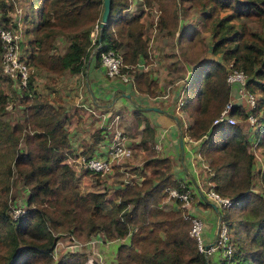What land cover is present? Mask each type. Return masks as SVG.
<instances>
[{"label": "trees", "instance_id": "1", "mask_svg": "<svg viewBox=\"0 0 264 264\" xmlns=\"http://www.w3.org/2000/svg\"><path fill=\"white\" fill-rule=\"evenodd\" d=\"M29 1L31 13L25 18L29 22L24 29L32 36L27 42L29 65L56 76L77 73L92 48L98 62L99 52L104 49H121L118 53L122 62L132 67L140 59L146 60L144 26L137 16L121 13L128 7L127 0H110L107 20L98 27L93 41L89 33L94 21H99L101 0ZM156 1L160 10L157 29L163 30L165 24L174 29L178 18L170 0ZM192 1L200 10L202 24L208 26L210 52L218 54L219 59L199 60L187 78L180 106L191 118L185 135L199 139L197 153L207 161L212 189L230 200L227 207L216 208V214L224 221L233 242L231 261L264 264V196L250 186L253 155L248 141L239 124H211L229 99L225 76L226 63H230L245 74V88L262 93L256 102L261 114L254 134L264 154V0H231V8L229 0ZM7 8L0 2V20L5 26L11 25ZM225 8H229L228 12L218 15ZM255 14L263 19L261 31L232 22V18ZM186 32L181 26L180 35ZM59 34L68 41L61 54L54 51ZM133 76L135 89L147 92V71L134 70ZM34 90L29 77L15 99L22 105L21 124L8 126L0 120V264H85L86 257L78 250H66L52 258L55 241L62 233L80 242L97 233L105 241L118 240L114 242L111 264H219L198 252L195 240L188 234L189 221L183 217V209L160 207L165 188H181L180 182L171 178L167 157L152 156L140 167L130 168L132 174L142 178L116 188L117 201L112 204L106 203L103 192L79 190L74 169L66 162L71 151L63 125L64 107ZM4 99L0 94V114ZM238 111L234 106L230 112ZM237 114L244 119V112ZM142 121L140 142L145 147L153 131L146 119ZM99 140L97 128L92 132L90 147ZM12 174L21 178L27 190L26 209L15 220L6 212ZM261 177L264 180V171Z\"/></svg>", "mask_w": 264, "mask_h": 264}, {"label": "rangeland", "instance_id": "2", "mask_svg": "<svg viewBox=\"0 0 264 264\" xmlns=\"http://www.w3.org/2000/svg\"><path fill=\"white\" fill-rule=\"evenodd\" d=\"M143 1L144 0H127L128 7L122 10L121 13L124 14L126 17L131 15L137 16L138 21L144 26L143 39L148 46V55L146 57V60H142V61H144V63L146 62L148 63L150 67L148 71H151L150 72L151 76H155V78H158L159 80L161 79L160 81L161 83L159 85L157 82H155L151 86L149 90L152 93V94L150 93L151 95H160L163 91L169 90L170 86L174 85L175 82L174 77L175 76L179 77L182 72H183L182 76H184V74H186L185 72L186 69L189 71V75H190L193 65L197 63L199 60H202L203 58L219 59L218 54L213 55L210 52L212 45V38L210 37L208 26H204L202 24L199 15L200 10L192 0H170L171 8L174 9L175 12L177 13L178 23L174 29H171V25L165 24V28L163 30L157 29V20L160 12L158 7L159 6L158 2L156 0H150L149 3ZM0 2H3L5 6L8 7L7 15L9 16L11 25L13 26V27L9 25L5 26V24L0 20V28L11 27L12 30L20 28V33H22L21 34L22 39L20 42L21 50L23 51V53L28 52V49L30 48L27 46V42L29 40L28 38H30V34L29 33L25 34L24 29L26 28V26L28 25L27 23L29 22L25 20V18H27L31 13L30 3H29L30 1L0 0ZM229 2L231 8L232 7L231 0H229ZM228 9L229 8H225L224 10L220 9L221 11L220 10L218 11V15L225 14L226 12H228ZM232 19H233L232 22L234 24H236V22L244 23L251 31H261L263 27V19H261V16L258 14H255L254 16H247L240 18L235 17ZM96 23L98 22L95 20L92 25V29L93 26H96ZM181 26H184L187 31L182 35H180ZM57 38L59 39V41L55 43L56 48L54 50L56 53L62 51L63 48L62 44L64 42H65V47L67 46L66 44L68 43L66 37L62 34H59ZM90 38L91 40H93L92 36H90ZM117 50L119 52L121 51V49H117ZM228 66L229 63H226V71ZM39 69L41 68H35L31 66L32 71L28 76V78L29 77L31 78V87L33 90L35 89L37 92L45 93L44 90H49L50 87L62 85L61 80L59 84H57L56 80L52 83L50 81L52 74L46 71H44L45 73L43 75V77L45 78H41V72L38 71ZM184 80L185 82H181V83L184 84V88H185L187 79L185 78ZM169 84L171 85L169 86ZM45 86H47V88ZM247 90L252 94H254V96H256V102H257V98L262 96V93L257 90L254 91L249 89ZM19 92H20L19 90H16L14 88L13 81H11L8 77L2 74L0 67V94L5 96L3 110L0 114V120H2V122H4V124L8 126H11L13 123L16 122H18L19 124H21L22 122V105L20 104V102L18 103L17 101L15 102V99L20 97ZM230 92L233 93L231 90ZM165 93H166L165 96H167V92H163V95ZM231 93L229 94V99L235 98L236 95L235 94L231 95ZM38 94L40 96H43L40 93ZM45 97L48 99L47 96ZM182 110L179 114L183 115V118L185 119L184 116L185 111L183 110L184 112L183 113ZM253 111L254 114L259 118L261 114V109L258 108L256 105ZM238 112H244V109L241 108L239 109ZM238 112H236V114L231 115V117L234 119L233 124H239L244 134L247 135L245 133L246 123L244 119L238 116L237 114ZM189 119L191 118L189 117ZM133 123H134L133 120L130 119V122L128 124L133 125ZM140 132L141 131H139L138 133ZM136 133H137L136 130L135 133H133L132 130H129L127 134L124 133L126 137V141L128 140L127 144L131 150L130 157L113 165L111 171L102 174L103 176L84 171L82 168H78L74 170L75 172L74 181L77 188L81 191L98 190L104 193V199L107 204L108 203L112 204L113 202H115L116 187L118 186L119 188H121L123 186L124 184L123 178L125 177L126 173L127 174L132 173L129 171L130 168L133 167L132 164L140 159L138 165L136 166V167H140L145 159L152 156H159L157 155L158 153L155 154L156 150L154 147L149 148L148 146L144 147L143 145H141V147L136 149L134 144L132 143L133 142L132 138H134V135ZM192 139L193 138L190 137V140ZM22 140L23 138H20V140H18V145L20 146L22 145L21 142ZM142 150L145 151L147 150V151L145 152ZM248 150L252 152L251 148H249ZM159 153L163 154L164 151H160ZM252 155H253V167H252V176L250 178V186L252 190L259 192L264 196V180L261 177V173L262 171H264V154L262 153V149L259 147L256 151L252 153ZM206 167H207V163H206ZM156 170L157 171L155 172V174L158 175L160 169L158 168ZM144 173L147 174L148 171H144ZM135 175L137 176L138 174ZM140 180L141 179H137V182H139ZM210 183L211 181L209 179L208 181L206 180L202 181L199 187L200 189H205ZM97 185H99V187H97ZM199 187L197 186L196 188H194V190L190 188V190L192 191L191 194L192 203H195L198 200L197 195L195 194L196 191L195 189H199ZM26 196H27V190L25 186L22 184L21 178L16 174H12V176L9 179V189L6 193V202H7L6 212L8 213L10 219L12 220L17 219L26 209L24 203ZM167 205L168 204L164 203L163 205H160V207L164 210H167L169 209ZM208 211L210 213V210ZM213 226H215V222H213ZM66 234L64 233L58 234L60 236L58 240L65 242ZM205 234L206 232H204V227H203L202 236H201L203 244L210 241L209 233L207 232L208 235L207 237ZM230 240H231V236H230ZM113 242H118V240L116 241L113 240L108 242L103 241L101 243L96 241L91 247L86 246L79 249L78 251L83 252L85 257L90 259V264L92 262H98L100 264H111V262L113 261V250L115 249L114 248L115 243ZM55 247H57L56 254L52 258H57L60 253L64 252L63 247L59 246V243H57ZM2 252H3V246H1L0 244V254ZM213 259H217L221 261L220 254L216 253L214 255L212 254L207 256V260L212 261ZM85 264L87 263L85 262Z\"/></svg>", "mask_w": 264, "mask_h": 264}, {"label": "crops", "instance_id": "3", "mask_svg": "<svg viewBox=\"0 0 264 264\" xmlns=\"http://www.w3.org/2000/svg\"><path fill=\"white\" fill-rule=\"evenodd\" d=\"M58 41L59 39L56 37L55 43ZM62 47H65V42L62 44ZM63 48L58 54L65 51L66 47ZM93 50L94 48L90 50L85 64L79 72H65L59 76L52 74L50 81L53 83L56 80L57 84H59L61 80V86H54L50 87L49 90H44L47 95L38 92L47 96L53 104H60L64 107L63 125L68 132V149L71 151V154L66 158L69 166L74 170L78 169L77 160L81 155L101 156L103 154L110 137L109 129L106 126L108 121L116 114L117 126L125 134L129 130H132L133 133H135V130L137 131L134 138H132V143L136 149L141 147V145L144 146L140 142L141 132H138L143 127L142 120L146 119L153 131L152 138L146 141V146L153 148L154 144L152 145V143L159 141V148L155 149V154L158 153L157 155L160 157H167L169 159L172 179L179 181L181 185L185 183L189 189L193 190L197 186L199 187L202 181H208L209 171L206 167L207 161L198 156L197 153L199 139L193 138L192 140H187L184 137L185 132L182 130V124L184 122L190 124L191 119H189L186 113L184 119L183 115L179 114L182 109H177L175 105L177 96L181 92V89H184V84L181 82H184V79L188 78L189 71L186 69L184 76H182V72L179 77H174V85L170 86L171 84H169L170 89L163 91L167 92V96H165L166 93L163 95V92L160 95H151L152 93L149 91L151 86L155 82L159 85L161 79L159 80L155 76H151V71H148L150 67L147 62L144 63L141 59L137 62L136 70L140 72L148 71L147 80L148 84H150L147 92L139 91L128 83L106 77L99 62L94 57ZM38 71L41 72V78H45L43 77L45 70L41 68ZM45 87L47 88V86ZM135 113L140 117L139 121ZM130 119L133 120V125L128 124ZM97 128L100 129V140L90 147L92 132ZM245 131L248 141L250 134L246 128ZM179 136L182 140V152L179 151ZM160 151H164V153L160 154ZM139 161L140 159L133 163V167H136ZM115 197L117 201V196L115 195ZM164 203L168 204L169 208H174V202L168 200L165 195L161 198L160 205ZM208 210H210V213ZM190 211L201 219L204 232H206L205 235L207 237L208 232L211 239L217 224V210L212 208L209 203L206 202V205H201L197 200L195 203H192ZM213 222H215V226H213Z\"/></svg>", "mask_w": 264, "mask_h": 264}, {"label": "built area", "instance_id": "4", "mask_svg": "<svg viewBox=\"0 0 264 264\" xmlns=\"http://www.w3.org/2000/svg\"><path fill=\"white\" fill-rule=\"evenodd\" d=\"M12 26V25H9ZM98 26H93L89 35L93 38L97 32ZM22 33L19 29L12 30L11 27L0 28V67L2 74L13 81L14 88L21 91L23 87L26 86L28 76L30 74L31 66L28 63L29 53H23L21 50L20 42L22 39ZM93 41V40H92ZM25 54V55H24ZM99 64L103 69L106 77L118 79L123 83H128L134 87V76L133 71L137 69V64L135 66H130L122 62V58L118 51L114 49H104L99 52ZM245 74L239 70L235 69L229 63L226 71L225 81L229 86V89L235 94V98L228 99L219 111V113L212 119L211 124H217L219 122H226L228 124H233L234 119L231 117V109L235 106L236 109H244L245 117L244 121L246 123L247 132L250 134L248 139L249 148H251L253 153L258 147V137L254 135L253 130L257 116L254 114V107L256 106V96L249 92L245 88ZM185 82V81H184ZM186 85V84H185ZM184 90L181 92L176 99V108L179 109L182 104V97L184 95ZM20 93V92H19ZM93 113V111H92ZM97 116V114L94 113ZM117 115L114 114L112 119L107 123V128L110 132V137L107 145L105 146L104 152L101 156H84L81 155L77 160V167L82 168L84 171L91 172L93 174L108 173L111 171L113 165L118 162L128 159L131 155L130 147L126 142V137L121 128L117 126ZM188 122L182 124V130L185 132ZM185 135V134H184ZM187 140L190 137L184 136ZM247 139V138H246ZM155 149L159 148V141L153 143ZM199 156V155H198ZM141 179V175L127 174L123 178L124 184L136 183L137 179ZM181 185V183H180ZM192 191L183 184L180 189L173 186L165 188L164 195L168 200L174 202V208H180L184 210L183 217L189 221L188 234L195 240L196 248L198 252L202 253L207 259L208 255H214L219 253L221 256V261L223 264H232L230 259L233 243L230 240V235L228 234L227 227L223 220L217 219L216 228L214 234L210 241L205 244L202 243V228L203 223L201 219L191 213L190 209L192 206ZM195 194L197 195L198 201L211 202L216 208H225L230 204V200L218 194L211 187V183L205 189H196ZM23 211V210H21ZM60 238V237H59ZM103 242L102 235L97 233L91 236L84 242H80L74 239L70 234H66V241L62 242L60 240L55 241L52 256L56 254L55 245L59 243V246L63 247L64 251H75L83 247H91L94 242ZM108 242V241H105ZM213 259L212 261H216ZM217 260V262H221ZM85 262L90 264V259L86 258Z\"/></svg>", "mask_w": 264, "mask_h": 264}, {"label": "water", "instance_id": "5", "mask_svg": "<svg viewBox=\"0 0 264 264\" xmlns=\"http://www.w3.org/2000/svg\"><path fill=\"white\" fill-rule=\"evenodd\" d=\"M109 2L110 0H101V12L98 21L99 28H101L107 20V16L109 14ZM178 145H179V151L182 152V140L180 136L178 138ZM208 203L212 206V208L216 210V206L213 203L211 202Z\"/></svg>", "mask_w": 264, "mask_h": 264}]
</instances>
